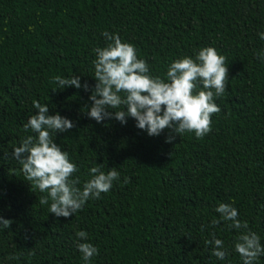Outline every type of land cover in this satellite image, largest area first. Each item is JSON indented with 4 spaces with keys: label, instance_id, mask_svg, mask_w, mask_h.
I'll list each match as a JSON object with an SVG mask.
<instances>
[{
    "label": "trees",
    "instance_id": "1",
    "mask_svg": "<svg viewBox=\"0 0 264 264\" xmlns=\"http://www.w3.org/2000/svg\"><path fill=\"white\" fill-rule=\"evenodd\" d=\"M105 31L134 45L154 77L165 78L171 62L195 58L204 47L225 56L229 80L214 100L220 112L211 131L166 143L170 130L149 136L131 117L126 124L91 119L94 50L109 43ZM259 33L264 0H0V217L12 221L0 226V264H86L77 248L83 242L98 249L87 264H242L234 241L244 229L229 228L231 221L212 225L220 203L232 204L264 246ZM74 75L89 91L61 89L54 80ZM33 101L75 124L54 142L76 164L78 187L97 164L120 173L107 193L68 218L39 203L46 193L31 186L12 155L36 135L23 127L37 111ZM81 230L87 241L76 236ZM213 234L228 251L223 260L205 244Z\"/></svg>",
    "mask_w": 264,
    "mask_h": 264
},
{
    "label": "clouds",
    "instance_id": "2",
    "mask_svg": "<svg viewBox=\"0 0 264 264\" xmlns=\"http://www.w3.org/2000/svg\"><path fill=\"white\" fill-rule=\"evenodd\" d=\"M259 35L264 39V33ZM102 36L109 43L94 50L96 83L89 96L91 104L86 106L91 119L100 123L114 118L126 124L127 118L131 117L137 122L136 127L149 136H159L165 129L170 130L166 143H172L176 136L185 132H194L199 139L211 131V117L220 112L214 100L225 93L229 80L225 56L213 47H204L195 58L186 56L171 62L165 78L154 77L148 63L138 58L134 45L123 42L118 34L105 31ZM54 80L61 89L74 86L89 91L87 82L81 85L79 75L70 78L56 76ZM200 85L203 90H199ZM33 107L37 111L23 127L36 135L22 139L12 155L22 166L31 186L46 193L40 197L39 203L50 202L51 214L68 218L82 210L89 199H99L102 193H107L113 182L119 180L120 173L115 167L105 172L102 165L97 164L89 169L91 178L83 183L82 189L78 187L79 177L73 178L78 172L76 164L70 161L68 152L54 142L57 133L69 131L75 124L59 113L49 115L46 104L33 101ZM215 211L220 214V219H213V226L223 220L231 221L229 228L244 229L236 237L234 248L242 264H256L264 255L260 236L249 229L247 221L238 218V210L232 204L220 203ZM11 224V220L0 217L3 229ZM76 236L82 241L88 240L86 231H78ZM205 244L212 245V255L218 259L223 260L228 255L224 241L215 234ZM77 248L86 264L98 254V249L88 242L78 243Z\"/></svg>",
    "mask_w": 264,
    "mask_h": 264
}]
</instances>
